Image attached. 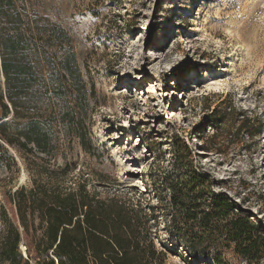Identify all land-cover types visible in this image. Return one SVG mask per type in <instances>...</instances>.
<instances>
[{
  "label": "rangeland",
  "instance_id": "obj_1",
  "mask_svg": "<svg viewBox=\"0 0 264 264\" xmlns=\"http://www.w3.org/2000/svg\"><path fill=\"white\" fill-rule=\"evenodd\" d=\"M18 3L39 17L44 37L53 35L44 48L56 61L73 53L76 78H63L58 92L46 77V94L34 97L52 122L48 153L32 145L28 153L8 144L7 154L0 150V241L4 216L22 230L14 189L84 180L101 198L114 192L142 203L156 246L170 249L167 264H264V0ZM189 169L206 175L202 195H226L254 224L253 257L218 233L195 242L204 255H188V242L169 225L167 201L171 179ZM173 215L178 223L180 212ZM26 244L21 236L23 258Z\"/></svg>",
  "mask_w": 264,
  "mask_h": 264
},
{
  "label": "trees",
  "instance_id": "obj_2",
  "mask_svg": "<svg viewBox=\"0 0 264 264\" xmlns=\"http://www.w3.org/2000/svg\"><path fill=\"white\" fill-rule=\"evenodd\" d=\"M18 4V0H0V105L7 118L0 122V150L7 154L4 144H8L24 153L31 152L32 146L48 153L52 122L38 113L34 97L46 94V77L53 79L51 84L58 83L54 89L60 92L63 78H76L75 62L69 50L58 61L45 50L53 35L48 32L44 37L39 17H29ZM50 31L62 32L56 27ZM45 68L50 69L47 75ZM11 125L16 126L14 133L5 131ZM67 169L65 164L62 173ZM185 174L171 179L167 204L169 225L188 242V255H204L205 249H196L195 242L218 233L226 246L233 243L247 259L253 257L259 246L254 224L233 210L226 195L213 191L202 195L205 174L192 169ZM73 183L60 186L40 180L29 188L14 189L11 201L22 230L3 217L2 260L9 264H167L170 249L156 246L150 233L153 217L138 199L114 192L101 198L85 189L84 180ZM176 211L181 214L178 223ZM21 236L27 240L25 258L17 249Z\"/></svg>",
  "mask_w": 264,
  "mask_h": 264
}]
</instances>
